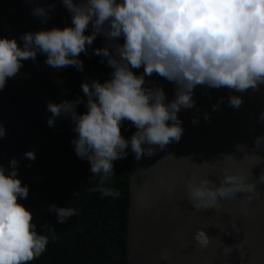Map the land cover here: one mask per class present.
Wrapping results in <instances>:
<instances>
[{
    "label": "clouds",
    "instance_id": "clouds-1",
    "mask_svg": "<svg viewBox=\"0 0 264 264\" xmlns=\"http://www.w3.org/2000/svg\"><path fill=\"white\" fill-rule=\"evenodd\" d=\"M25 2L33 5L31 15L42 24H47L55 13L53 4ZM60 2L70 14L71 26L25 32L19 35V43L16 38H0V91L9 79L20 75L24 61L36 64L38 54L45 56L44 63L56 70L74 67L83 72L79 57L89 50L101 58V64L106 61L112 69L108 80L100 82L87 77L81 83L86 100L77 97L48 102L46 106L51 113L47 121L51 127L59 117L70 118L76 134L71 140L75 154L90 164L93 178H99L92 191L105 197L120 196L119 191L105 185L114 176V162L126 159L129 149L140 160L155 155L157 148L163 151L169 144L180 142L184 128L178 113L196 107L193 96L198 86L241 94L257 93L264 86V0ZM89 29L90 34H86ZM97 37H103L105 44L92 48ZM141 68L143 73L137 75L134 70ZM153 75L174 85L172 100L167 99L162 86L146 80ZM63 82L56 79V83ZM228 104L239 110L244 100L241 95H230ZM80 105L86 109L84 113L77 111ZM125 122L136 129L130 138L121 132ZM257 122L264 124V112ZM192 123L198 125V118ZM6 135L0 124V140ZM234 147L241 153L247 151L241 144ZM262 147L264 135L254 140L255 151ZM24 158L34 161L36 154L28 151ZM256 158L261 160L260 156ZM18 166L15 157L8 168L0 163V264H31L49 244V237L38 233L33 213L20 203L27 199L29 186L18 178ZM250 179L239 170L224 169L216 179L193 172L186 180L188 202L195 210L214 209L220 207L222 200L245 194L251 203L261 194L257 183ZM258 183L264 184V173ZM48 211L61 224L78 214L72 207L55 204L48 206ZM42 228L55 233L50 225ZM193 239L201 249L210 244L202 229L194 233ZM170 258L167 249L161 251V259Z\"/></svg>",
    "mask_w": 264,
    "mask_h": 264
},
{
    "label": "trees",
    "instance_id": "trees-1",
    "mask_svg": "<svg viewBox=\"0 0 264 264\" xmlns=\"http://www.w3.org/2000/svg\"><path fill=\"white\" fill-rule=\"evenodd\" d=\"M39 3L55 6L47 24L31 15L33 5L25 0H0V38H16L19 43V35L25 32L71 26L70 14L60 0ZM90 32L91 29L86 34ZM104 44V38L97 37L92 48ZM45 59L38 54L36 64L24 61L20 75L9 79L0 91V124L7 132L0 140V163L8 168L13 157L18 160V178L29 186L27 199L20 203L33 213L38 233L49 237L46 251L31 264H124L130 154L114 162V176L105 185L119 191L118 198L92 191L99 178H93L90 164L75 154L71 140L76 134L70 118L59 117L51 127L47 123L51 113L46 107L48 102L84 98L81 83L87 77L104 82L112 69L106 61L101 64V58L92 55L91 50L79 57L83 72L74 67L52 69L44 63ZM57 78L64 82L56 83ZM77 111L84 113L86 109L80 105ZM121 132L130 138L134 130L125 122ZM28 151L35 152L34 161L24 158ZM52 204L72 207L78 214L63 224L57 223L56 215L48 211ZM45 224L52 226L55 233L42 228Z\"/></svg>",
    "mask_w": 264,
    "mask_h": 264
},
{
    "label": "water",
    "instance_id": "water-1",
    "mask_svg": "<svg viewBox=\"0 0 264 264\" xmlns=\"http://www.w3.org/2000/svg\"><path fill=\"white\" fill-rule=\"evenodd\" d=\"M135 71L139 75L143 68ZM146 80L162 86L169 101L174 98L172 83L158 75ZM230 95L242 96L239 110L229 106ZM193 99L194 109L178 113L184 128L179 143L163 151L157 148L155 155L140 160L128 150L131 174L124 264H264V184L258 183L264 173V147L254 150L255 138L264 135V124L257 122L264 112V86L254 94L198 86ZM218 102L219 108L213 110ZM194 118L198 125L192 123ZM236 144L247 151L239 152ZM224 169L251 176L260 197L250 203L245 194H238L222 200L218 208L195 210L188 202L186 180L193 172L216 179ZM198 229L210 238L206 249L193 239ZM164 249L171 256L167 261L161 259Z\"/></svg>",
    "mask_w": 264,
    "mask_h": 264
}]
</instances>
